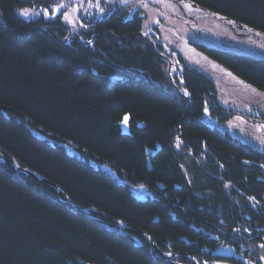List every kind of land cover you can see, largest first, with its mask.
I'll list each match as a JSON object with an SVG mask.
<instances>
[{"label":"trees","instance_id":"1","mask_svg":"<svg viewBox=\"0 0 264 264\" xmlns=\"http://www.w3.org/2000/svg\"><path fill=\"white\" fill-rule=\"evenodd\" d=\"M58 1L0 0V264H264V155L215 82L140 16L18 13ZM182 1L264 35V0ZM202 49L264 92V60Z\"/></svg>","mask_w":264,"mask_h":264},{"label":"rangeland","instance_id":"2","mask_svg":"<svg viewBox=\"0 0 264 264\" xmlns=\"http://www.w3.org/2000/svg\"><path fill=\"white\" fill-rule=\"evenodd\" d=\"M57 7H60L59 12L55 11ZM25 11L29 15H23ZM113 12H119L125 20L142 17L143 31L150 40L175 52L172 60L179 64L175 68L177 72L184 69L182 60L212 79L219 102L230 109V115L233 114L216 125L264 155V92L236 78L202 49H219L264 60V35L223 21L220 16L182 0H59L50 8L18 11L26 20L60 19L73 34L86 30L93 21L103 20Z\"/></svg>","mask_w":264,"mask_h":264},{"label":"snow or ice","instance_id":"3","mask_svg":"<svg viewBox=\"0 0 264 264\" xmlns=\"http://www.w3.org/2000/svg\"><path fill=\"white\" fill-rule=\"evenodd\" d=\"M55 11H56V12H59V11H60V7H57V8L55 9ZM22 14L25 15V16L29 15V13H28L27 11H25V12L22 13Z\"/></svg>","mask_w":264,"mask_h":264}]
</instances>
